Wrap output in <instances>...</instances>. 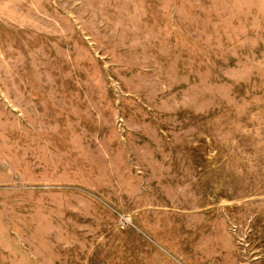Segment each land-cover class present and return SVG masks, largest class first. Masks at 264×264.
<instances>
[{
	"label": "rangeland",
	"instance_id": "1",
	"mask_svg": "<svg viewBox=\"0 0 264 264\" xmlns=\"http://www.w3.org/2000/svg\"><path fill=\"white\" fill-rule=\"evenodd\" d=\"M0 264H264V0H0Z\"/></svg>",
	"mask_w": 264,
	"mask_h": 264
}]
</instances>
